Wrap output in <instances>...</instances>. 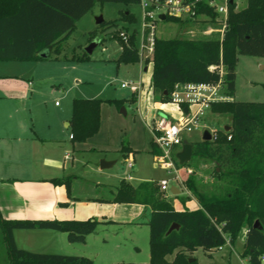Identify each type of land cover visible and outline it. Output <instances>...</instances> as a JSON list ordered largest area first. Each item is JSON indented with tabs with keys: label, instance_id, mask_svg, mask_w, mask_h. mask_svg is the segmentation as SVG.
<instances>
[{
	"label": "trees",
	"instance_id": "trees-1",
	"mask_svg": "<svg viewBox=\"0 0 264 264\" xmlns=\"http://www.w3.org/2000/svg\"><path fill=\"white\" fill-rule=\"evenodd\" d=\"M190 1V0H186ZM244 9L229 6L227 26L221 38H156L152 58L150 87L155 102L168 103L177 84L220 85V94L230 101L212 103L211 114L228 115V132L218 131L215 141L192 144V157L215 164L211 192L200 190L194 175L184 177L186 189L199 208L177 211L158 200L157 186L145 182L133 187L124 181L113 194L115 204H140L151 209L149 226V261L145 264H168L166 256L175 253L173 264L188 262L198 248L205 253L224 244L232 245L245 228L241 256L248 264H264V103L235 102V67L237 56L264 58V0H246ZM140 0H0V60L45 61L58 53L76 23L96 4H139ZM195 15H207L212 22L216 14L199 5ZM122 20L132 23L133 16L122 13ZM180 29L193 20L167 18ZM103 29L117 27L114 21L102 22ZM129 34L128 43L118 39V32ZM91 42L97 31L89 33ZM114 39L121 46L119 62L138 63L136 30L117 29ZM46 54V58L42 57ZM84 54L78 60H87ZM221 66L223 75L217 68ZM132 98L134 96H131ZM132 100H135L133 98ZM100 100H75L70 125L73 139L84 142L99 127ZM224 130V129H223ZM230 136V140L227 137ZM125 149V148H124ZM70 178L55 179V185L66 184ZM178 196H175L177 198ZM259 222L257 229L253 228ZM100 224L95 218L77 220H5L0 214V240L5 249L4 264H94L81 256L35 253L20 249L13 238L15 230H52L66 233L69 243L81 244ZM172 224L178 229L165 235ZM1 264V263H0ZM219 264V263H208ZM221 264H235L231 262Z\"/></svg>",
	"mask_w": 264,
	"mask_h": 264
},
{
	"label": "rangeland",
	"instance_id": "rangeland-1",
	"mask_svg": "<svg viewBox=\"0 0 264 264\" xmlns=\"http://www.w3.org/2000/svg\"><path fill=\"white\" fill-rule=\"evenodd\" d=\"M246 5V0H239L235 10H242ZM127 12L133 16L131 24L120 18L122 13ZM98 17H102L103 22L114 21L117 27L102 29L96 24ZM140 22L139 4L98 3L76 23L72 34L61 45L60 52L52 53L48 60L0 62V134L9 131L17 135L22 124L27 131L25 134L42 139V150L53 156L61 168L65 164V170L60 174L63 179L70 178L69 183L76 181V190L84 199L110 200L123 181L137 187L145 182L157 186L159 179H170L169 184L177 185L180 195L172 198L169 192L162 193L157 187L158 200L171 206L173 203L180 204L182 211L199 208L185 185L172 181L173 176L157 168L153 162L150 115L158 110L150 87L152 64H147L144 72L145 67L139 62H119L122 49L114 39V32L123 27H128L129 33L136 30L138 46ZM207 27L219 28L215 22L199 19L180 29L177 24L166 20L158 23L157 36L163 39L203 38L206 37L203 31ZM92 31H97L96 39L100 40V44L88 54L87 60H78L86 54ZM207 37L221 38L218 31ZM139 82L142 88L138 94L120 87L122 83ZM96 99L100 100L98 130L93 137L79 142L73 139V127H66L73 114V103L75 100ZM233 100L264 103L263 57L237 56ZM161 104L172 106L169 102ZM122 109L125 116L121 113ZM229 118L228 115L207 112L203 130L185 133L184 138L195 143L202 141L205 130L217 129L224 133ZM129 156L133 165L131 169L127 168ZM102 161L113 164L101 169ZM176 164L183 170V179L189 176L184 169H192L191 175L198 179L202 191L211 192L218 184L212 176L215 164L210 161L195 158L184 165ZM127 174L131 175V180L126 179ZM245 231V228L241 231L233 245V252L224 246L210 256L200 248L187 255L200 264L246 263L247 259L240 254ZM175 253L166 256L168 264H173ZM61 255L85 257L94 264H145L150 258L149 226L136 222L99 224L83 245V254ZM4 257L5 249L0 240L1 264L5 262Z\"/></svg>",
	"mask_w": 264,
	"mask_h": 264
},
{
	"label": "crops",
	"instance_id": "crops-1",
	"mask_svg": "<svg viewBox=\"0 0 264 264\" xmlns=\"http://www.w3.org/2000/svg\"><path fill=\"white\" fill-rule=\"evenodd\" d=\"M7 61L12 60H0V62ZM146 70L147 68L143 69L144 72ZM155 108L158 110L157 113L150 115L152 124L159 113H166L173 120L181 115L175 106L156 102ZM230 123L231 118L224 128ZM68 126L70 122L66 123V127ZM19 128L20 132L17 135L9 131L0 134V214L3 219L83 221L95 218L100 224L136 222L148 225L151 215L148 206L115 204L111 199L105 201L84 199L76 190V181L69 183L68 189L66 184L55 185L53 180L64 177L60 173L65 170V164L61 168L53 156L42 150L40 146L42 139L25 134L27 131L22 124ZM151 153L153 157L157 153L154 145ZM128 158L131 159L130 156ZM173 190L174 192L178 190L180 195L179 189ZM172 206L175 210L182 211L180 204L173 203ZM186 207L189 208V205L186 204ZM194 209L197 207L192 210ZM91 235L86 237L84 243L72 244L68 242L66 233L62 232L52 230L13 232L14 242L18 248L45 254H83V245H86Z\"/></svg>",
	"mask_w": 264,
	"mask_h": 264
},
{
	"label": "built area",
	"instance_id": "built-area-1",
	"mask_svg": "<svg viewBox=\"0 0 264 264\" xmlns=\"http://www.w3.org/2000/svg\"><path fill=\"white\" fill-rule=\"evenodd\" d=\"M239 0H140L139 6L141 9V22L139 27V45L138 56L139 63L145 68L147 64H152L154 53V44L157 36V25L162 20L160 16L167 18H179L182 20L197 21L202 19L204 22H212L211 17L207 15H199L196 17L195 9L202 5L212 10L216 17L214 22L218 24L219 28L207 27L203 34L207 37L213 31H218L222 37L223 32L227 26V18L229 6L237 7ZM129 34L125 31L118 32V39L121 42L128 43ZM220 76L223 75L221 66L217 68ZM122 89H130L132 93L138 94L142 88V84H127L120 85ZM220 85L211 86L206 84H177L170 95L169 103L175 106L181 115L177 119H169L166 113L157 114L153 126L150 128L152 134L153 144L157 153L153 157V162L157 168L172 175V181L177 182L183 186L182 169L176 164L175 154L178 152L177 148L182 146L183 136L185 133H190L197 129L204 128L203 119L207 112L210 111L212 103L230 101L220 94ZM186 108V111L184 109ZM211 136L210 141L217 139V129L208 130ZM225 132V131H224ZM230 136L227 137L230 140ZM132 159H129L127 168L131 169ZM186 175L193 173L192 169L187 167L184 169ZM127 180H131V175H126ZM170 179H161L158 181L157 187L162 193L169 192L171 188H177V185H170ZM171 196H174L171 194ZM229 248L230 252L234 251V246L231 244L229 238H224V244L213 249L214 251H221L223 247ZM239 264H248L239 263Z\"/></svg>",
	"mask_w": 264,
	"mask_h": 264
},
{
	"label": "water",
	"instance_id": "water-1",
	"mask_svg": "<svg viewBox=\"0 0 264 264\" xmlns=\"http://www.w3.org/2000/svg\"><path fill=\"white\" fill-rule=\"evenodd\" d=\"M160 19L163 21L165 18L164 16H160ZM103 22V19L102 17H98L96 19V24L97 25H101V23ZM100 44V40L98 39H93L91 42H89V45L86 47L85 49V52L86 54H91L93 52V50ZM42 57L43 58H46V54H42ZM184 111H186V108L184 109ZM121 113L125 116L126 113H125V110L122 109L121 110ZM230 130V127H227V128H224V131L225 132H228ZM211 139V136H210V133L208 130H205L203 132V135H202V141H210ZM191 157H192V144L187 140V139H183V142H182V146H181V149L180 151H178L176 154H175V159L178 161V164L179 165H184L188 162H190L191 160ZM113 163H108V162H104L102 161L101 164H100V168L101 169H106L110 166H112ZM175 189L174 187L171 188V194H173L174 196H177L179 194V191L177 190V192H174ZM253 228L254 229H257V228H260L259 227V222L258 221H255L254 225H253ZM175 229H178V225L177 224H172L165 235H169L173 230ZM195 259L193 258H189L188 259V262H193Z\"/></svg>",
	"mask_w": 264,
	"mask_h": 264
}]
</instances>
